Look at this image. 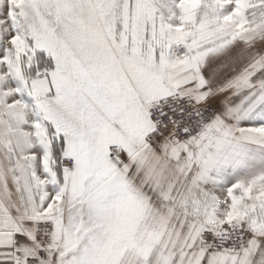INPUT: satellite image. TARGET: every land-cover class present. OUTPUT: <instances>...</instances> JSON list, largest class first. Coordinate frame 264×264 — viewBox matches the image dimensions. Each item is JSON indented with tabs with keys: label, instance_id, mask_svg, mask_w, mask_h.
Wrapping results in <instances>:
<instances>
[{
	"label": "snow or ice",
	"instance_id": "1",
	"mask_svg": "<svg viewBox=\"0 0 264 264\" xmlns=\"http://www.w3.org/2000/svg\"><path fill=\"white\" fill-rule=\"evenodd\" d=\"M0 264H264V0H0Z\"/></svg>",
	"mask_w": 264,
	"mask_h": 264
}]
</instances>
